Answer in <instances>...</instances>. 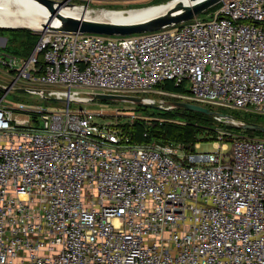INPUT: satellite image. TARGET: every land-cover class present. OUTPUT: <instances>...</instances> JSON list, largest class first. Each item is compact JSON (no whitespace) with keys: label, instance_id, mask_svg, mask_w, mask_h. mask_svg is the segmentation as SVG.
Segmentation results:
<instances>
[{"label":"built area","instance_id":"2783aa9c","mask_svg":"<svg viewBox=\"0 0 264 264\" xmlns=\"http://www.w3.org/2000/svg\"><path fill=\"white\" fill-rule=\"evenodd\" d=\"M217 4L124 36L37 30L28 55L0 53L6 94L67 103L0 99V264H264V139L215 134L194 153L132 141L121 125L135 116L70 108L103 92L264 114V0Z\"/></svg>","mask_w":264,"mask_h":264},{"label":"rangeland","instance_id":"374dc122","mask_svg":"<svg viewBox=\"0 0 264 264\" xmlns=\"http://www.w3.org/2000/svg\"><path fill=\"white\" fill-rule=\"evenodd\" d=\"M60 1H64V0H60ZM72 2L81 3L82 1L72 0ZM169 3H171L170 0H120V1H115L113 3H103V2L96 1V2H91L90 6H104L105 8H108L111 10L100 12L97 14H92L91 16L94 18H99L103 20L126 21V20H129L131 16L136 15L140 12H143V11H146L152 8H156V7L166 6ZM159 4H162V5H159ZM81 7H85V6H81ZM141 7L143 9H141ZM217 7L218 6H216L215 4L209 7L208 9L200 12L196 16H199L207 20L211 19L212 14ZM43 23H44L43 21L35 17L25 15L21 11L20 6L18 5L10 7L9 10L6 12V14H3V16L0 17V25L12 27L9 29H15V30L16 28H24L26 29V31H29V32L30 31L35 32L37 30H40L42 28ZM0 28H2L0 29V37L7 38L5 41V45L0 44V53L9 52V53L20 54V51H26L27 53L24 55L29 54L31 50L28 51L27 48H25L24 46H20L17 43V42L20 43V39L22 38L21 33H23L24 30L14 31V30H7V28L5 27H0ZM36 41L37 39L35 40V42ZM17 49L20 50L18 51L19 53L17 52ZM20 55H23V54H20ZM10 76H12V74L8 71V69L0 65V85L1 86H6L7 84H10L12 82V78ZM19 83H24V82L20 80ZM31 86L40 87V85H36V84H33ZM166 87L168 86L166 85ZM168 89L172 90L171 87H168ZM1 98H3L2 103L6 105H13L15 102H18V101L25 102V103L40 104L42 106L56 105L58 107H66V104H67L66 101L64 100L41 99L38 96L31 94L28 91L20 92V91L14 90L6 94L4 90L0 89V99ZM145 101L151 102V100H147V99ZM70 108L74 110L77 108H86L88 110H92L96 112L103 111L109 115L117 112L118 117L121 118V120L124 122L128 121L133 116L138 117L140 119H146L148 121L149 120L151 121L154 118L161 119V117L165 113L164 111L174 112V119L176 120H179V121L186 120V118H184L181 114L182 112L181 109L165 110L161 108L157 109L154 107H145V106L142 107L137 103H130L128 101H122V100L108 102V101L99 100V99H92L89 102H83V103L70 102ZM209 108L217 112L223 113V114L231 115L235 117V119L220 117L221 120H217L213 116L202 117V119L199 120L198 123H202L203 126L205 127L203 130L205 131L206 136H209L210 134L214 132L215 134H223V139H229L233 136H248V137H257V138L264 139V133L249 134L245 132L243 128L238 126L239 121L240 122L241 121L242 122H254L260 125H264V114H257L254 112H245V111H238V110H232V109H223V108L216 107V106H209ZM94 119L98 122H104V121L110 120V117L108 115H105L104 118H100L99 116L94 115ZM224 132L226 133L228 132L229 134L224 135ZM203 134L204 133L199 131L196 133V136H195V140L199 139V142H200L199 148L193 147V149H186V150H193L194 153H203V152L214 150L215 148L212 144V141H206L202 139ZM215 134H214V137H215ZM228 144H229L228 146L230 147L231 143H228Z\"/></svg>","mask_w":264,"mask_h":264},{"label":"water","instance_id":"95a60500","mask_svg":"<svg viewBox=\"0 0 264 264\" xmlns=\"http://www.w3.org/2000/svg\"><path fill=\"white\" fill-rule=\"evenodd\" d=\"M43 2L52 13L57 18V21L52 23H43L40 30H62V31H72L81 33H97L105 35H129L134 33H142L158 30L170 25H175L187 21L194 16L198 15L200 12L208 9L209 7L217 4L220 0H170L171 5L167 7L163 12L158 15L138 22H115L109 20H97L88 19L85 17H75L70 15H63L61 13L55 12V5H73L68 1L60 0H39ZM87 8V7H86ZM3 27V26H1ZM12 28V27H5ZM0 89L2 86L0 85ZM16 91L26 92V88H16ZM94 99L105 100V101H117V100H128L146 107L160 108L157 105L143 101L140 97H135L131 95H121L114 93H103L95 92L91 93ZM171 103L176 107H181L187 110H193L202 112L209 115H220L226 118L235 119V117L223 114L207 107L184 102V101H171ZM239 126L245 129L260 130L264 131V125L257 123H244L239 122Z\"/></svg>","mask_w":264,"mask_h":264},{"label":"trees","instance_id":"16d2710c","mask_svg":"<svg viewBox=\"0 0 264 264\" xmlns=\"http://www.w3.org/2000/svg\"><path fill=\"white\" fill-rule=\"evenodd\" d=\"M159 5H162V4H159ZM216 6H218V4H216ZM7 30H14V31L24 30V32L21 33L22 38L20 39V43L19 42L17 43L20 46H24L25 48H27L28 51L32 49V47L36 43L35 40L38 39L37 33L32 32V31L30 32L26 31V29L24 28H16V30L7 28ZM18 51L20 50L17 49V52ZM26 53H27L26 51H20V54H23L22 56H24V54ZM20 54H17V55H20ZM166 85L168 87H171L172 89H177L174 86H172L170 83H167ZM173 109L174 110L181 109L182 110L181 114L184 118H186V120H183V121L176 120L174 119V112L164 111L165 113L161 117V119L154 118L151 121L150 120L148 121L146 119H140L136 117V119L131 125L127 123L122 124L121 127L123 129V132L125 134H128L131 137V140L135 142H148L154 139L160 140V141H171V142L181 144L182 147L185 149H193V144L196 142V140L199 141V139L195 140L196 133L199 131L204 133L202 139L206 141H213V139L215 138L214 137L215 133L213 132L209 136H206V133L203 130L205 127L203 126L202 123H198V121L201 120L202 117H208L212 115L205 114V113L198 112V111L187 110L181 107H175ZM244 123H254V122H244ZM243 129L245 130V132L249 134L264 133V131H260V130H252V129H245V128ZM145 131L147 132L146 137L143 136V132Z\"/></svg>","mask_w":264,"mask_h":264},{"label":"bare ground","instance_id":"6f19581e","mask_svg":"<svg viewBox=\"0 0 264 264\" xmlns=\"http://www.w3.org/2000/svg\"><path fill=\"white\" fill-rule=\"evenodd\" d=\"M185 1L189 2V0H185ZM16 5L20 6L21 11L25 15L35 17L43 21L44 23H49V22L54 23L57 21V18L54 15V13H52L50 9L43 2L39 0H0V17L3 16V14H6V12L9 10L10 7H13ZM170 5L171 3H169L166 6L152 8V9L140 12L136 15H133L131 16V18L129 17L130 18L129 20L115 21V22L145 21L163 12ZM110 10L111 9H108V8H91V7L85 8V7H81V5L80 6L78 5H55V12L57 13H61L63 15L81 17V18L85 17L88 19H97V20H103V19L94 18L91 15L97 14L100 12L110 11ZM1 26L3 25H0V27ZM3 27H7V26H3ZM58 94L64 95V96L66 95L67 97L69 95L68 92H59ZM70 98L74 100H84L85 101L89 98V96L83 92L72 91L70 93Z\"/></svg>","mask_w":264,"mask_h":264},{"label":"crops","instance_id":"0c3cea01","mask_svg":"<svg viewBox=\"0 0 264 264\" xmlns=\"http://www.w3.org/2000/svg\"><path fill=\"white\" fill-rule=\"evenodd\" d=\"M7 38L0 37V44L5 45V41Z\"/></svg>","mask_w":264,"mask_h":264}]
</instances>
